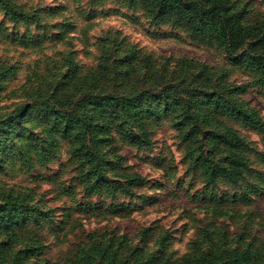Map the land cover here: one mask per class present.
Instances as JSON below:
<instances>
[{"label":"rangeland","instance_id":"1","mask_svg":"<svg viewBox=\"0 0 264 264\" xmlns=\"http://www.w3.org/2000/svg\"><path fill=\"white\" fill-rule=\"evenodd\" d=\"M243 1L251 17L264 15V0ZM148 10L142 0H0V264H77L82 246L110 235L124 236L128 243L120 251L130 256L138 248L145 264L149 257L150 264H177L197 246L229 251L221 256L232 264L252 254L264 264V131L214 106L255 108L264 120V84L225 49L190 38L167 19L153 20ZM128 48L136 51L137 80L123 85L112 72L106 79L100 75L96 85L92 74L120 68ZM180 58L192 59L197 68L184 73ZM146 59L152 68L144 80ZM202 65L211 73L207 86L195 76ZM73 77L85 82L72 88ZM109 91L151 109L142 119L151 143L138 147L121 136L117 123L97 121L105 128L90 135L92 150L101 155L110 188L85 192L70 136L60 126L75 127L65 115L82 118L95 111L93 97ZM39 107L50 115L47 120L38 118ZM9 119L19 125L7 137L3 122ZM182 120L195 122L192 144L177 129ZM140 121L136 116L132 127L139 129ZM225 126L244 138L242 147L218 140ZM53 137L45 158L10 159L21 143L48 146ZM234 151L247 160L237 181L221 170L232 165ZM10 198L18 210L5 224L3 205ZM101 251L92 248L94 257Z\"/></svg>","mask_w":264,"mask_h":264},{"label":"trees","instance_id":"2","mask_svg":"<svg viewBox=\"0 0 264 264\" xmlns=\"http://www.w3.org/2000/svg\"><path fill=\"white\" fill-rule=\"evenodd\" d=\"M130 3H135L138 0H126ZM148 3L149 10L153 20L167 19L172 23L183 26L190 38L202 37L213 42L218 47H221L227 51L232 58V61L237 63L239 67L248 69L258 74L259 80L264 84V15L251 17L248 4L243 0H142ZM5 9H9L5 6ZM108 41V40H107ZM113 41L109 40V43ZM119 47H117L118 49ZM136 51L133 48L126 49L125 58H122L120 68L113 66L112 71H101L100 73L94 72L92 79L96 85L102 79L100 75L107 76L114 72L116 75L115 81H120L124 85L126 80L131 82L137 80L139 75L136 73L133 61L136 56ZM66 60L72 65L69 60V55H66ZM104 58H101V61ZM119 60V59H118ZM100 61V60H99ZM100 63V62H98ZM115 64H117L114 61ZM114 64V65H115ZM142 69L145 75L142 79H146V73L151 70L152 65L149 59H146L143 63ZM182 71H194L197 68V63L190 58H180L177 62ZM166 67L161 69L164 71ZM174 71V70H173ZM111 75V74H110ZM105 76V79H106ZM195 76L200 86H207L211 83V73L207 66L202 65L199 71H196ZM164 77V75H163ZM104 78V77H103ZM72 88L80 86L85 80L73 77ZM185 78H182V82H185ZM219 82H216L218 85ZM192 92V91H191ZM196 94V93H194ZM87 97L84 95V100ZM122 96L116 92H107L102 95L93 97L92 106H96L95 111H90L82 118L76 115L66 114L68 117V124H73L75 127L60 128L64 134L70 136L71 150H73L75 157L77 158L76 175L82 182L85 192L99 191L102 186H106V190L110 188V183L107 181L102 166L101 155L97 158V154L92 150V140L90 135L92 133H98V130L105 128V125H100L97 121L107 120L110 124L117 123L122 127L120 132L121 136L125 137V140L138 146L150 145L151 140L147 135V128L144 124L145 114L150 112V108H146L133 102L131 98L128 102H124ZM221 102H215L221 110L235 114L242 123L247 126L253 127L257 130L264 131V120L255 108L243 107L242 110L235 111L234 107H230L229 104H217ZM81 105V104H80ZM32 107L27 105L26 111H29ZM160 108L155 107L154 112L157 113ZM38 118L45 121L50 115L42 108L39 107L37 111ZM139 116L141 121L139 122V129L132 127V122L135 117ZM107 119V120H106ZM143 119V120H142ZM19 125V121L15 119H9L3 122L5 126L4 134L10 137L13 131L11 126ZM52 126H58V121L53 120L50 123ZM177 129L183 136L184 140H187L189 144L196 141V137L193 134L195 130V122L182 120L175 122ZM114 128V127H113ZM74 130L70 133V130ZM110 128H108L109 130ZM115 129V128H114ZM136 130V131H135ZM193 130V131H192ZM56 138H52L45 146L46 142L37 141L36 143H21L12 149L11 160L17 159L26 163H31V160L35 156L46 157L55 145ZM218 140L222 141L230 148H240L244 145V138L231 126H225L218 132ZM2 143V142H1ZM99 143L94 145L97 148ZM231 157V163H225L222 172L237 181V178L242 175L244 168L247 166V160L240 153L234 151L229 154ZM136 178V177H135ZM131 188V182L127 184ZM10 195V194H9ZM15 201L10 198V201L4 203L3 206L7 207L5 215L2 217L1 222H5L7 217L14 218L16 216L18 208L15 205ZM2 207V206H1ZM0 214H3L0 209ZM100 239L93 241L89 247L82 246L78 253L77 264H145L143 260L139 258V249L135 248L131 251L130 256L120 251L121 244L124 240V236L118 235L115 237L110 235L106 242L98 244ZM165 244L164 239H161L159 245L163 247ZM42 243H37V250L40 252L42 249ZM101 247L102 253L100 257H94L92 254V248ZM210 247H213L210 245ZM228 249V248H227ZM134 252L137 253L135 257ZM216 249H202L201 246H197L192 251H188L178 259L177 264H232L221 256V254H227L229 251L217 254ZM257 255H245L248 260L239 264H256L252 259H257ZM131 258H134L133 261ZM147 264H150V260Z\"/></svg>","mask_w":264,"mask_h":264}]
</instances>
